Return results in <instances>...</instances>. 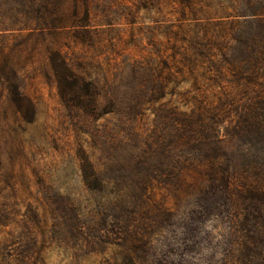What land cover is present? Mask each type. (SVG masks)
<instances>
[{"label":"rangeland","instance_id":"1","mask_svg":"<svg viewBox=\"0 0 264 264\" xmlns=\"http://www.w3.org/2000/svg\"><path fill=\"white\" fill-rule=\"evenodd\" d=\"M189 1L113 2L92 27L43 34L0 1V62L11 56L25 98L18 112L0 77V264H238L245 207L213 192L179 116L206 133L233 127L250 103L245 81L224 62L186 59L194 39L234 45V31L257 30L237 26L247 11L235 0ZM50 51L99 85L80 95L85 109L62 101ZM207 138L202 154L217 153ZM252 142L219 146L241 171L247 150L261 154L263 140Z\"/></svg>","mask_w":264,"mask_h":264},{"label":"trees","instance_id":"2","mask_svg":"<svg viewBox=\"0 0 264 264\" xmlns=\"http://www.w3.org/2000/svg\"><path fill=\"white\" fill-rule=\"evenodd\" d=\"M6 1H15L19 8V16L22 17L24 24L27 27H34L40 34H43L45 30L49 33L64 27H92L93 20L100 11L105 15L113 2H118L123 9L127 0ZM149 1L158 3L161 8L164 4H172L174 0ZM176 1L179 5H190L189 0ZM235 2L247 11L240 15L242 21L237 26L251 25L256 27L255 31L257 30V32H238L236 30L232 33L235 44L228 45L227 43V46L221 44L213 47L207 40L199 43L194 39L193 46L190 47L193 56L191 59L190 57L186 59V63L198 66L201 64L195 60L200 59L203 64L218 68L222 67V62H224L230 68L232 81L236 85L242 80L245 81L246 90L251 91L250 103L247 107H243V113L234 121L233 127H228L225 130L226 134L223 136L219 135L218 129H212L207 134L199 125L198 117L194 114L190 116L181 113L179 117L185 126H182V130L178 131V137L181 142L188 141L187 145L199 146L197 150L202 153L201 145L205 143L204 138L208 137L207 141L216 145L217 153L205 151L198 158L199 163L206 165L209 186L212 187L213 192L219 188L223 189L222 192L225 193L228 204L242 202L245 207L246 214L243 213L242 226L246 242L243 238L242 248L244 251L237 256L236 262L238 264H264V146L260 149V155L253 156L250 150L243 154L247 163L241 171H237L238 168L234 166L237 158L226 152L224 147L219 146L233 139H241L245 141V144L248 142L252 144L253 139L257 137L264 142V75H262L264 74V0H235ZM0 14L3 16L1 9ZM247 17L251 18L246 19ZM233 23L235 24V22ZM85 38L92 41L91 37H75L77 40H85ZM49 55L51 56V70L62 101L65 104L72 102L78 108L85 109L80 95L82 92H88L87 87L96 90L99 85L85 83V78L75 71L71 63L60 52L50 51ZM219 57L223 58V61ZM259 65H261L260 70L262 69L260 76L258 75ZM0 77L4 79L2 85L8 95V100L18 112H21L25 98L18 87L17 75L10 55H4L0 62ZM217 79L222 78L217 75ZM152 81L153 79L150 77V82L152 83ZM91 84L93 88H91ZM94 104L95 102L93 107ZM250 219L257 220L258 227L254 226L255 223Z\"/></svg>","mask_w":264,"mask_h":264}]
</instances>
